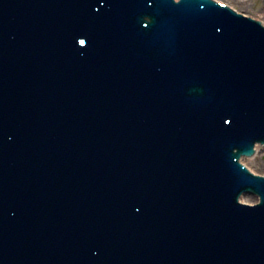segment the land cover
Returning <instances> with one entry per match:
<instances>
[{"label":"water","instance_id":"obj_1","mask_svg":"<svg viewBox=\"0 0 264 264\" xmlns=\"http://www.w3.org/2000/svg\"><path fill=\"white\" fill-rule=\"evenodd\" d=\"M245 15L0 0V264H264V176L239 161L264 175V25Z\"/></svg>","mask_w":264,"mask_h":264},{"label":"rangeland","instance_id":"obj_2","mask_svg":"<svg viewBox=\"0 0 264 264\" xmlns=\"http://www.w3.org/2000/svg\"><path fill=\"white\" fill-rule=\"evenodd\" d=\"M249 17H257L264 23V0H220Z\"/></svg>","mask_w":264,"mask_h":264}]
</instances>
